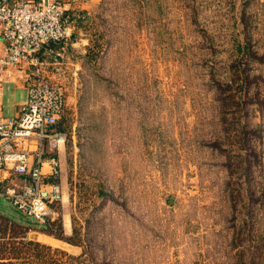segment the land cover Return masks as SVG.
<instances>
[{"label": "rangeland", "instance_id": "374dc122", "mask_svg": "<svg viewBox=\"0 0 264 264\" xmlns=\"http://www.w3.org/2000/svg\"><path fill=\"white\" fill-rule=\"evenodd\" d=\"M142 1L76 22L54 220L98 264H264V0Z\"/></svg>", "mask_w": 264, "mask_h": 264}, {"label": "built area", "instance_id": "2783aa9c", "mask_svg": "<svg viewBox=\"0 0 264 264\" xmlns=\"http://www.w3.org/2000/svg\"><path fill=\"white\" fill-rule=\"evenodd\" d=\"M88 1L0 0V36L6 44L0 77L24 69L28 89L18 116H1L0 103V197L42 226L65 198L60 151L68 142V134L57 130L68 107L66 91L48 73L56 68L65 76L68 66H75L70 53L75 27L66 6ZM46 50L50 60L41 58Z\"/></svg>", "mask_w": 264, "mask_h": 264}, {"label": "trees", "instance_id": "16d2710c", "mask_svg": "<svg viewBox=\"0 0 264 264\" xmlns=\"http://www.w3.org/2000/svg\"><path fill=\"white\" fill-rule=\"evenodd\" d=\"M82 15L83 13L67 14L69 21L74 22L76 26L78 25L77 21L80 23L83 20L84 16ZM70 53L76 61L77 56L73 54L72 49H70ZM65 122L66 118L64 116L57 125V130L68 134L69 130L65 127ZM46 225L42 228V232L72 245L82 247V254L76 256L67 254L51 246L31 241L27 239V233L31 229L30 226L18 223L9 216L0 214V264H98L89 255L92 254V249H87V246H85L80 230H73L74 237L69 238L63 236L65 233L62 219L49 220ZM57 233H61V235ZM76 236L77 240H73Z\"/></svg>", "mask_w": 264, "mask_h": 264}, {"label": "crops", "instance_id": "0c3cea01", "mask_svg": "<svg viewBox=\"0 0 264 264\" xmlns=\"http://www.w3.org/2000/svg\"><path fill=\"white\" fill-rule=\"evenodd\" d=\"M10 2H14L15 0H8ZM102 0H90L87 3H78L77 5H70L68 4L67 7V14L71 15V14H75V13H83L82 16H85L87 14H92L94 10L98 9L100 4H101ZM143 5L149 4L150 0H144L142 1ZM153 3V2H151ZM73 24V26L75 27L74 30V45L73 47H75L77 41L79 39H77V33H79L81 30L80 28L78 29L76 26V24L74 22H71ZM76 41V43H75ZM5 47L6 44L3 41V39L0 36V56H4L5 54ZM51 54L49 53V51H44L41 54V58L44 60H50L51 59ZM76 61L74 60V63ZM74 65V64H73ZM75 67V66H70ZM69 69V67H68ZM27 72L26 70H18L17 68H13L11 70H9L5 76L0 77V86L2 88V92H3V96L0 99V103L2 105V113L1 116L3 117H16L20 114L21 112V108L23 106V104L26 102L27 97H28V89H27V85L25 83V76H26ZM49 76L57 81V82H62L64 81L65 76L62 75V72H58V70L56 68H52L50 73H48ZM65 148H62L60 151V155L62 153H65ZM47 170V168H46ZM6 216H9L10 218H12L14 221L21 223V224H25L28 225L26 221L21 220L20 218H18L16 216V214H14V212H11V214H4ZM23 215V214H22ZM24 216V215H23ZM26 217V216H24ZM30 226V225H29ZM31 229H29L30 231L27 233V239L31 240V241H35L38 243H42L48 246H51L54 249H58L61 251H64L67 254H71L70 250L73 249H77L79 252V255L82 254L83 252V248L80 246H75L72 245L64 240L61 239H56L54 237H52L51 235H48L44 232H42V227H38L36 229H33L32 226H30ZM41 228V229H39ZM37 230V231H34ZM57 243V244H55Z\"/></svg>", "mask_w": 264, "mask_h": 264}]
</instances>
